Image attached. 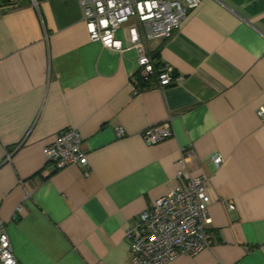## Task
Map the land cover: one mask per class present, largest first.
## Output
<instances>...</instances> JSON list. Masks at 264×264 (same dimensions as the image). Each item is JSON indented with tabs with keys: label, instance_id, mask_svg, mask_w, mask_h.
I'll return each instance as SVG.
<instances>
[{
	"label": "crops",
	"instance_id": "obj_1",
	"mask_svg": "<svg viewBox=\"0 0 264 264\" xmlns=\"http://www.w3.org/2000/svg\"><path fill=\"white\" fill-rule=\"evenodd\" d=\"M36 1L0 6V219L18 262L130 264L125 231L182 170L208 179L213 241L168 264H264V0H201L170 39H147L155 67L174 69L164 89L136 84L134 20L120 52L90 39L79 0ZM164 123L172 136L146 144ZM68 128L88 175L45 156Z\"/></svg>",
	"mask_w": 264,
	"mask_h": 264
},
{
	"label": "built area",
	"instance_id": "obj_2",
	"mask_svg": "<svg viewBox=\"0 0 264 264\" xmlns=\"http://www.w3.org/2000/svg\"><path fill=\"white\" fill-rule=\"evenodd\" d=\"M21 0H0L2 8L18 7ZM36 5V0H30ZM82 16L90 39L105 47L124 50L122 41L115 33L131 20L127 28L130 47L137 53L136 75L146 82L155 77L159 88L171 86L176 77L170 65L158 70L148 52L146 40L170 39L179 29L189 10L201 0H79ZM263 116L264 109L258 112ZM173 134L168 123L150 126L142 132L146 144H156ZM115 135H125L116 128ZM82 137L75 129H64L44 148L46 158L56 170L77 165L88 175L90 168ZM182 160L194 159V150H183ZM9 156V155H8ZM219 166L223 157L211 158ZM186 178L184 185L175 184L168 192L156 199L153 205L136 218L134 226L125 231L129 242L130 264H168L174 258L186 254L194 256L209 247L213 241L207 225L211 222L208 206L211 202L208 179L205 176L190 177L178 170L176 177ZM0 264H20L14 255L5 224L0 219Z\"/></svg>",
	"mask_w": 264,
	"mask_h": 264
},
{
	"label": "trees",
	"instance_id": "obj_3",
	"mask_svg": "<svg viewBox=\"0 0 264 264\" xmlns=\"http://www.w3.org/2000/svg\"><path fill=\"white\" fill-rule=\"evenodd\" d=\"M136 84L138 85V87H144L146 86V81L143 78L138 76Z\"/></svg>",
	"mask_w": 264,
	"mask_h": 264
}]
</instances>
